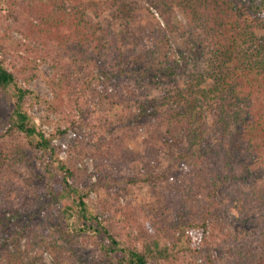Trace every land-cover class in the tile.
Instances as JSON below:
<instances>
[{
  "label": "trees",
  "instance_id": "trees-1",
  "mask_svg": "<svg viewBox=\"0 0 264 264\" xmlns=\"http://www.w3.org/2000/svg\"><path fill=\"white\" fill-rule=\"evenodd\" d=\"M127 1L128 8H120L119 25L111 20L95 25L105 15L102 0H29L35 14L30 11L22 21L13 13L11 30L26 42L18 43L12 54L39 49L41 56L33 53L52 69L48 87L53 101L46 111L60 115L66 103L62 97H67L66 105L70 102L72 117L67 124L74 138L65 151L71 158H92L109 179L114 171L140 164L145 177L137 181L149 184L162 150L174 149L179 151L180 166L187 169L186 160L193 166L185 174L191 191H226V204L236 213L223 240L226 253L213 239L203 211L198 214L192 208L175 225L160 201L145 199L138 210L128 211L131 220L141 224L142 234L133 231L136 221L122 218L119 228L127 237L131 230L128 238L134 242L125 246L123 241L121 247L120 239L92 213L84 190L70 182L73 170L62 161L57 170L51 167L50 159L61 149L24 106L28 99H39L16 85L0 57V101L7 99L10 107L0 106V264H25L8 246H17L35 232L45 234L47 248L52 243L49 236L69 240L65 244L71 251L65 258L71 264H216L212 255L217 252L224 255L225 264H264V0H177L185 19L184 25L178 23L184 41L179 63L168 61L169 54L174 56L172 49L147 47L154 33L135 14L133 0ZM139 1L154 6L170 24L173 12L166 0ZM144 10L154 19L148 8ZM100 24L105 26L101 29ZM4 48L0 40V56ZM160 52H165L163 57ZM35 66L25 84L36 76ZM167 83L174 89H166ZM112 99L138 106L126 118L128 131L91 135L87 124L93 112ZM143 127L150 133L139 152L127 143ZM161 134L167 137L164 144ZM14 166L28 169L25 189L33 186L32 193L12 183L18 173L13 175ZM164 197L170 204L171 199ZM72 237L79 244L75 246ZM96 243L102 255H85ZM63 261L64 255L57 256V263Z\"/></svg>",
  "mask_w": 264,
  "mask_h": 264
},
{
  "label": "rangeland",
  "instance_id": "rangeland-1",
  "mask_svg": "<svg viewBox=\"0 0 264 264\" xmlns=\"http://www.w3.org/2000/svg\"><path fill=\"white\" fill-rule=\"evenodd\" d=\"M99 1L101 2V0ZM0 2V40L5 47L1 51L0 57L5 68L14 74L16 85L18 87L28 88L39 99L37 102L28 99L25 101L24 106L27 113L32 118L39 119L42 132L45 135L52 134V136H50L52 144L61 149L57 152L56 157L54 156L50 159L51 167H54V169L57 170V167L62 161L66 166L73 170L74 179L73 181L71 179L70 182H74L77 186H80V189L84 190L85 201L92 213L97 215L98 219H102L107 228L120 239V246L125 247L134 242L131 237L128 238L129 235H131V230L127 231V237L126 234L123 233L122 228H119L124 222L122 218L134 223L136 220H131L128 211L138 210L140 201L145 199L146 202L154 204L160 201L163 207L167 209L165 215H170L172 217L171 221L175 225L180 223L182 218L185 217L187 213L191 212L192 208H195L198 214L200 211H203V215L208 219L209 231H213V239L215 238V240H217L220 244L219 247H221L223 252L226 253V247L223 240L226 238L227 230H231V227L234 225V217L236 216L235 211L229 208L226 204V191L222 190L217 193L215 192V194L210 193L209 189L208 191L200 192V194L191 191L186 185L189 181H187L185 174H187L193 166L188 160H186L187 169L186 167L179 165L181 162L179 151L174 149L162 150L161 155L154 162L153 169L151 170L155 179L153 180V183L149 184H143L137 181V179L145 177L144 168L140 164H135L132 167L122 169L120 172H115L114 168H111L114 173H111L112 178L109 179L105 173L97 170L92 158L88 156H83V158H71L73 155L68 152L66 153L65 150H67L68 144L74 138V134L67 124L68 119L72 117V113L68 107L70 102L66 105L67 97L63 96L62 99H65L66 103L62 104V113L60 115H55L52 112H47L46 105L53 101V95L48 87V81L50 82V79L53 77V72L47 63L41 61V58L39 57L42 55L41 50L37 49L30 53L26 52V50L20 49L16 55L12 54L13 48L18 43L26 42L20 33L11 30L15 19L13 13H17L19 17L21 16L20 19L24 21V15L30 11L31 15L32 13L35 14L34 11L37 9H34L32 12L33 5H28L29 0H0ZM133 2L136 5L132 9L136 12L135 14H139L142 17L141 23L154 33V36H152L153 38L147 40V47L150 49L157 47L165 52V49L168 47V49H172V53H174V56L172 57L170 54L168 55V61L170 63H173V61L179 63L178 51L184 49V41L180 35L178 23L184 25L185 19L178 10V1L166 0L168 7L173 12L172 20L168 26L164 23L160 16V12L156 10L154 6H150V4L139 0H133ZM101 3V6L105 9V15L103 16L104 18L98 20L95 25H99L100 21L110 20L119 25V21H122V16L119 14L120 8H123V6L128 8L129 1L102 0ZM145 8H148L154 15V19L145 15ZM41 16L40 19L44 20ZM94 21L96 20L94 19ZM34 24H36V20H34ZM38 24L43 25L41 20H39ZM44 26L45 23L43 27ZM104 26L105 24H100L101 29ZM159 26L164 29V32L156 31ZM118 27L119 28L117 29L123 30L121 26ZM5 36L8 38H5ZM3 38H5V40H3ZM33 46L39 47L36 43H33ZM163 47L165 49H163ZM35 51L39 56L33 53ZM165 52H160L159 55L163 57ZM33 65H36V76L32 78L29 84H25V80L31 77V69L33 68ZM165 88L174 89V84L167 83ZM154 95H157V93L155 92ZM109 103V105L104 104V107L100 106L96 108V112H93L92 114V120H90L91 123L87 124L91 131V135H94L95 137L99 136L101 133L106 135L109 130L127 132V126L129 123L126 118H129L131 114L138 110V106L135 105L133 101L126 99L122 102L120 100L112 99ZM0 106L10 109L7 99H2L0 101ZM153 127L154 126H152V128ZM149 133L150 132L146 127L140 128L135 133V136L133 137L134 139L127 143L128 146L135 151L137 150L141 152L143 149L141 142L149 136ZM166 139L167 137H164V134H161V144H164ZM13 169L16 171L13 175L18 172L15 180L12 181L15 187L25 191L29 190L32 193L33 186L29 189H25L28 184V169L25 166H14ZM56 181L57 175L53 177L51 184H55ZM132 181H135V183ZM110 186H112L114 190L109 188ZM181 189H185L183 197L180 195ZM115 191H118V194H115ZM164 196L171 199L170 204L164 200ZM212 220L215 221L213 225H211ZM138 223L139 222L137 221L134 223L133 231L136 235L138 233L141 235L142 226ZM14 226L15 225L13 224L10 229L12 233L16 227ZM254 230L256 231L257 229ZM42 233L43 232H35L28 234L27 237L20 240L17 246L9 245L8 251L14 255H21L25 264H59L56 262V258L57 256L61 258L63 255L64 263H62L71 264L65 258V255H70L71 251L65 244V242H68L69 240L59 241L57 240V235L49 236L47 237L48 242L52 243L47 248L43 244V240L46 241V237L45 234H43L44 236H41ZM209 233L211 235V232ZM2 236L3 231L0 229V238H2ZM72 241H74L73 243L75 246L79 244L78 239H75L74 237H72ZM123 241H125L124 245L126 243L125 246L122 244ZM53 242L55 244H53ZM85 255L102 254L96 243V246L91 245L89 247V250ZM212 256L214 257L216 264H225L223 260L224 255L220 256L217 252L213 253Z\"/></svg>",
  "mask_w": 264,
  "mask_h": 264
}]
</instances>
